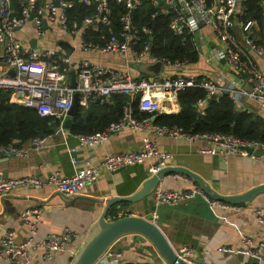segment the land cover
<instances>
[{
    "label": "built area",
    "instance_id": "2783aa9c",
    "mask_svg": "<svg viewBox=\"0 0 264 264\" xmlns=\"http://www.w3.org/2000/svg\"><path fill=\"white\" fill-rule=\"evenodd\" d=\"M18 1L21 9L18 16L14 15L13 2ZM125 3L128 11L122 16L123 28L120 33L112 34L103 44L87 41L81 38V44L86 50H95L102 53H117L126 61L154 62L157 58L151 52L150 45L142 48L137 46L140 39L139 33L151 34L147 27H133L131 11L141 6L145 0H115ZM158 8V12L171 13L173 19L171 28L182 34L188 30L191 33L198 31L202 24L210 25L221 40V46L215 52L218 59L226 60L235 70L247 74L254 81L251 91H243L237 84L223 87L209 76H198L192 73L180 76H155L137 79L131 72L129 65L124 69H114L93 60L84 58L73 60L71 55L54 47H31L29 43L20 39L16 34V28L25 25L29 21L35 23L37 36L45 33L46 23L57 22L67 33L77 32L92 27L98 29L100 25L111 23L112 9L109 0H45L39 4V0H0V45L3 48V56L0 59V88L12 91L17 101L23 106L34 108L44 116H51L60 121V127L64 126L69 117V110L73 105L74 95L79 94V104L85 105L89 100L100 99L109 102L113 93H125L133 97L139 96V108L153 114L162 112V106L158 99L160 93L167 94L169 98H175L178 91L189 87H202L207 96H219L228 92L231 99L237 103L240 95L247 94L258 100L264 107V73L258 64L249 56L237 42L233 33L236 19L243 12V0H213L209 4L207 0H147ZM76 2L85 4L95 3V12L83 18L81 23L70 20L68 10ZM246 33V42L251 50L264 54V45L257 44L251 35H255L254 21L248 20L242 24ZM163 64L181 66L187 61L161 59ZM14 71V74H11ZM75 73L76 85L72 86L70 74ZM161 76V77H159ZM202 104L205 103L203 100ZM125 127H131L138 131H149L156 135H164L172 138H184L196 141L205 138L210 141L208 147L200 148L203 154H218L226 157L231 153H242L252 157L258 155L248 151V148L264 149V142L257 140H245L230 133L204 132L193 133L180 126H166L154 123L151 117L137 119L132 116L130 109L119 121L111 123L102 131L89 134H76L79 144L83 147L103 144L116 132ZM44 137H35L30 143L36 147L45 144ZM71 153L76 147L70 149ZM0 152L6 156H23L25 150L14 144H0ZM154 156L159 157L157 163L151 164L149 172L155 173L166 164L170 154L161 152L157 142L149 135L144 136L143 147L137 151L105 154L102 166L114 172L120 168L141 164ZM79 158L72 156L73 164L79 163ZM99 168L90 165L84 160L81 167L76 168L74 174L64 176L59 171L50 174L48 183L57 191L67 194L82 193L88 184L98 179ZM191 180L188 176L177 174ZM192 181V180H191ZM45 182L36 176L26 175L21 177H0V194H8L18 187H43ZM195 194L203 196L212 207L221 209L243 210L241 204L228 203L211 198L200 186H194L186 190L167 189L156 187L153 191L155 205L175 206L186 198ZM42 214L39 206L29 207L21 213V219L29 228V235L21 242L15 238V232L6 230L0 235V257L9 260L11 264H29L30 249L36 247L44 251L45 256L51 258L57 251L67 248L69 243L78 234L71 228L65 227L60 232L48 233L43 239L35 242L38 218ZM255 219L264 226V212L260 208L252 209ZM243 244L232 248L220 246V251H231L234 254H244L253 258L246 264H262L264 258V241L255 242L254 237L243 235ZM183 259L195 263L192 260L194 248L183 246L178 251ZM134 264V263H125ZM198 264V263H197Z\"/></svg>",
    "mask_w": 264,
    "mask_h": 264
},
{
    "label": "crops",
    "instance_id": "0c3cea01",
    "mask_svg": "<svg viewBox=\"0 0 264 264\" xmlns=\"http://www.w3.org/2000/svg\"><path fill=\"white\" fill-rule=\"evenodd\" d=\"M44 1L39 0V3ZM12 6L13 14L18 16L21 9L19 2L14 1ZM35 28V23L29 21L25 25L17 27L16 34L27 43L32 37H36L39 47H54L67 54L62 46V42H66L70 47L69 55L76 61L87 58L114 69H124L129 65L136 78L139 74L150 76L149 73L145 74L138 69L141 62H128L117 53H102L84 49L81 38L86 36V30L70 34L65 32L57 22H53L46 23L44 35L37 36ZM254 28L255 36L260 40L259 25L254 24ZM233 33L239 45L247 51L264 73V54L248 47L246 33L238 19ZM192 37L197 50V61L187 62L181 66L164 63L159 75L174 77L192 73L198 76H209L223 87L237 84L243 91L252 90L254 81L251 77L235 70L226 60L218 59L215 56L216 50L222 43L210 25L202 24L200 29L192 34ZM2 52L3 48L0 45V59L3 56ZM72 76L71 73V82ZM158 99L162 106V112H178L181 109L177 96L169 98L167 94L160 93ZM10 100L20 104L14 94L11 95ZM89 103L90 100L82 106L88 107ZM236 107L240 110L251 111L264 119V107L258 100L247 94L240 95ZM68 128L65 125L59 126L55 134L45 137V144L42 147H36L30 142L26 143L22 147L25 150L23 156H6L0 152V177L33 175L45 182L40 188L18 187L8 194H0V235L6 230H12L15 232L16 240L23 241L29 235V228L23 223L21 213L23 210L35 206L42 208L35 234L36 243L48 233L60 232L65 227L73 229L78 234L65 250L57 251L51 258L45 256L44 251L40 248L30 249L29 264H70V256L77 252L105 205L104 202H95L84 198L77 199L73 203L65 201L48 183L50 174L59 171L64 176H70L74 174L76 168L83 166L84 160H86L90 162V165L99 168L100 175L96 181L88 184L79 194L97 198L130 195L151 175L149 167L151 164L157 163L159 157L154 156L141 164L123 167L114 172H110L102 166L103 158L107 153L140 150L146 135L151 136L157 142L161 152L171 155L166 159L165 165L188 167L207 179L218 191L238 193L264 183V154L258 155V157L242 153H231L226 157L218 154H203L200 152V148L208 147L211 144L205 138L196 141L184 138L176 139L156 135L149 131H138L131 127H125L116 132L103 144L83 147L79 144L76 134L70 133ZM72 147H76L74 153L70 151ZM72 156L79 158L80 161L77 165L73 164ZM177 174L180 173L167 175L161 180L159 186L167 189L186 190L198 185L192 178L189 177L191 181ZM5 195L8 197V202L2 201ZM241 205L244 206L243 210L212 207L200 194L186 198L175 206L155 205L152 193L149 198L144 200L114 204L110 209L113 210V215H108V218L134 213L152 219L160 226L176 251L186 245L194 248L192 260L195 263L246 264V262L253 261V258L218 249L222 245L232 248L240 247L243 244V235L254 237L256 243L264 241V226L252 214L254 208H260L264 212V193L257 195L249 204ZM125 263L165 264L154 246L143 236L135 234L122 237L115 246V252L107 253L98 262V264ZM0 264L11 263L0 257ZM262 264H264V258Z\"/></svg>",
    "mask_w": 264,
    "mask_h": 264
},
{
    "label": "trees",
    "instance_id": "16d2710c",
    "mask_svg": "<svg viewBox=\"0 0 264 264\" xmlns=\"http://www.w3.org/2000/svg\"><path fill=\"white\" fill-rule=\"evenodd\" d=\"M209 4L213 0H207ZM39 3V2H38ZM112 9L111 23L100 25L98 29L86 28L87 41L103 44L112 34H118L123 28L122 16L128 11L125 3L109 0ZM41 4V3H39ZM150 1H143L141 6L131 11L133 27H147L151 34L140 32L137 43L139 48L150 45L151 52L157 58L195 62L197 50L191 32L188 30L177 34L171 28L173 15L158 12ZM95 12V3L76 2L68 10L70 20L81 23L83 18ZM239 23L248 20L259 25L260 40L251 35L257 44L264 45V0H243V12L239 15ZM236 19V21H237ZM255 29V28H254ZM146 75L139 74L137 79ZM12 91L0 88V144H14L22 148L35 137H48L55 134L60 121L51 116H44L34 108L11 102ZM205 101L204 105L201 104ZM178 112H158L154 123L166 126H180L193 133L222 132L230 133L245 140L264 142V119L248 110H240L228 92L211 99L202 87H189L178 91ZM127 109L137 119L151 117L153 113L139 108V96L133 97L125 93H113L109 102L100 99L90 100L88 107L79 105L73 123L68 128L72 134H89L102 131L111 123L121 120ZM109 210L108 215H113ZM111 219L117 218L110 217Z\"/></svg>",
    "mask_w": 264,
    "mask_h": 264
},
{
    "label": "water",
    "instance_id": "95a60500",
    "mask_svg": "<svg viewBox=\"0 0 264 264\" xmlns=\"http://www.w3.org/2000/svg\"><path fill=\"white\" fill-rule=\"evenodd\" d=\"M31 47L38 46V39L32 37L29 40ZM62 46L67 54H70V47L68 43L62 42ZM138 69L143 73H149V79L153 80L158 76L163 67V61L157 59L154 62H141ZM14 74V71H11ZM72 86L76 85L75 73H72ZM213 95L211 99L215 98ZM79 109V94L74 95L73 105L69 110V117L66 119L64 125L70 127L73 123V117L77 114ZM155 121L157 114L151 116ZM248 151L256 154H264L262 148H248ZM171 173H180L186 175L194 180L211 198L222 200L233 204H249L257 195L264 193V183L251 187L245 191L238 193H223L216 190L211 183L192 169L181 165H165L158 169L155 173L148 176L138 187L136 191L130 195H114L108 198H97L94 196L84 194H67L65 192L57 191L65 201L73 203L77 199H89L95 202H104V209L100 216L93 223L84 240L82 241L77 252L70 256V264H98L107 253H114L115 246L120 239L126 235H141L146 238L159 253L165 264H197L191 263L178 255L169 239L160 228V226L152 219L140 215L129 213L119 216L114 219L108 218V212L111 207L120 202H137L149 198L154 189L160 185L162 179ZM8 197L5 195L2 201L8 202ZM14 208V207H12ZM119 252L120 249H118Z\"/></svg>",
    "mask_w": 264,
    "mask_h": 264
}]
</instances>
